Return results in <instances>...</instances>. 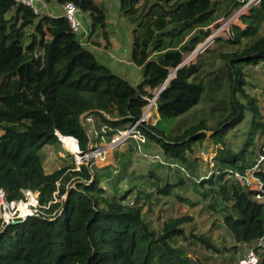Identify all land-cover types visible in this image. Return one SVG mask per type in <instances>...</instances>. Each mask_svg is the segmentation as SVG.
<instances>
[{
    "label": "trees",
    "instance_id": "16d2710c",
    "mask_svg": "<svg viewBox=\"0 0 264 264\" xmlns=\"http://www.w3.org/2000/svg\"><path fill=\"white\" fill-rule=\"evenodd\" d=\"M43 1L74 3L88 17L92 45L102 47L95 39L99 37L110 46L104 4ZM248 2L119 0L120 16L132 32L129 60L141 71V81L133 84L100 63L83 45L84 33H74L64 17L36 15L13 0H0V190L8 203L25 201L26 192L38 193L39 202L36 216L8 226L0 218V264H203L173 244L184 235L191 218L170 219L159 233L154 231L144 205H139L143 196L139 185L123 195H105L94 164L88 168L82 163L79 171L70 173L77 168L74 157L56 135L75 138L86 153L89 139L81 122L84 113L101 119L113 131L128 129L142 118L148 99L163 86L155 107L160 118L176 120L169 136L150 123L139 126L150 143L161 147L164 163L159 164L185 171L183 164L192 166L202 158L198 147L211 132L217 147L213 159L217 173L204 176L195 194L211 196L220 186V195L232 203L224 223L236 244L252 245L264 236V202L256 199V191L240 184L228 188L224 182L230 173L245 174L264 148L261 110L245 89L246 68H264V0L248 6V14L240 16L242 26L232 25L227 39L215 37L203 52H196L212 29L219 27L221 17L231 16ZM193 55L194 59L185 60ZM226 85L222 95L228 97L227 114L209 128L208 119L197 109L208 91ZM247 112L252 115L249 140L243 147L242 143L229 145V134L246 119ZM107 135L110 139L113 132ZM53 143L60 145L57 151L70 155L72 167L46 172L41 152ZM129 144L138 152L135 140ZM256 176L264 188V167ZM125 178L121 174L116 182ZM151 179L159 183L156 189L161 197L189 203L186 195L178 193L186 187L184 179L172 184L151 173L142 180L146 184ZM135 191L133 202H126ZM193 238L209 253L219 252L205 235Z\"/></svg>",
    "mask_w": 264,
    "mask_h": 264
},
{
    "label": "rangeland",
    "instance_id": "374dc122",
    "mask_svg": "<svg viewBox=\"0 0 264 264\" xmlns=\"http://www.w3.org/2000/svg\"><path fill=\"white\" fill-rule=\"evenodd\" d=\"M96 1L100 4H104L108 10L107 25L111 44L109 47H106L105 42L102 39L95 37V39L101 41L102 47L97 48L93 46L92 39L88 36V17L79 12L78 17L82 21L84 29L86 30V33L84 32L85 36L82 40L83 45L95 54L100 63L112 67L115 72L126 77L131 83L138 84L141 81V71L129 60L132 32L131 27L126 20L120 16L119 0ZM250 4H253L251 3V0H249V2L241 9L234 11L231 16L221 17L218 21L219 27L228 22L229 24L226 29H228L229 32L225 29L224 31H220L217 36L227 39L230 35L232 25L238 24L242 26L240 16L248 14V6ZM47 5L55 12H58V9L61 7V5L56 2ZM218 28H213L212 32H216ZM207 42H210L211 44L212 40H207ZM245 43L246 42H243V44ZM201 47L202 45L198 46L197 49H200ZM212 47L213 46H211V48ZM229 49L234 50L235 47ZM191 59H194V55L187 57L185 60L189 61ZM220 65L222 66L221 62ZM246 72L247 86L245 89L256 99L257 106L261 110L264 122V68H246ZM226 87L227 85L219 91H208L206 94V100L197 109L199 115H205V118L208 119L207 126L209 128L215 127L227 114L226 107L228 104V97L226 98L222 95ZM149 104L144 108V112L149 113L147 122L156 126L160 131L169 136L171 123L176 120H171L172 122H170L166 119L160 118L159 115H157L156 107H149ZM251 119V113L247 112L246 119L229 134L227 139L229 145L238 146L242 143L241 145L243 147L245 141L249 140L247 131L249 130ZM100 128L101 125L95 122L94 130L100 132ZM1 134L2 132L0 131V135ZM210 135L211 132H208L207 138L204 140L202 146L198 147L201 150L202 158L192 166H185L183 164L185 171L171 170L162 166L164 163V157L161 147L153 142H148L145 149H143V151L139 150L138 153L129 143L117 148H111L107 145L104 148L103 155L98 158L96 157L94 165L98 168H96L95 172L98 173L97 171H99V174L101 175L100 185L107 196H112L116 192L118 195H123L129 191L133 185H139L140 187L138 190L143 191V196L139 205H144V212L151 221L150 226L158 233L161 231L163 224L170 219L183 216L191 218L192 221L184 226V235L175 238L173 244L175 247L183 248L193 259L199 258L203 264H239L240 260H242L248 253L251 245L236 244L231 232L224 223V216L232 211L231 201L220 195L221 188L219 185L216 186V192L211 196L204 197L195 194V189L204 176H210L213 173H217L216 170L218 167H214L216 164L213 160L217 147L214 145ZM99 138V135L94 136L95 141ZM106 142L108 143L109 140ZM59 148L60 145L58 143H53L52 145L45 147L41 152V156L43 158L45 157L44 167L47 173H52L62 167H72L73 163L72 159L69 157L70 155L68 154V156L62 150L57 151L56 149ZM63 148L65 151H68L67 153L71 154L67 148L64 146ZM189 157L192 159L191 161H193V158L191 156ZM74 161L77 168L71 170L70 173L80 170L76 160ZM159 163H162V165ZM151 173H155L158 177L166 179L172 184H176L180 179H184L186 181V187L178 193L186 195L189 198V203L174 202L172 199L161 197V195L157 193L156 187L159 183L155 179H151L150 182L144 184L142 180L143 177ZM121 174H124L126 178L116 182L117 176ZM74 179L76 178L73 177L72 179V187L75 185ZM224 182H227L226 187L228 188L232 185L243 184L241 181L239 182V180L235 179L231 173L225 177ZM114 185L117 191H114ZM68 187L69 185L67 188ZM136 191L127 198L126 202H133L137 194ZM33 194L36 198V204L34 205H37L38 193ZM32 195L26 196L25 201L17 203L14 207L10 208L9 216L12 219L10 222L14 223L15 221H23L29 217V214L25 217L21 216L22 205L27 206V208L30 209V212L36 214L34 205L30 204ZM148 195L152 196L149 199H145ZM196 235H205L219 252L209 253L204 248H200L197 245V240L193 238V236ZM202 254L208 257L207 260L203 259Z\"/></svg>",
    "mask_w": 264,
    "mask_h": 264
},
{
    "label": "built area",
    "instance_id": "2783aa9c",
    "mask_svg": "<svg viewBox=\"0 0 264 264\" xmlns=\"http://www.w3.org/2000/svg\"><path fill=\"white\" fill-rule=\"evenodd\" d=\"M16 4L24 5L28 8H30L36 15H43L46 14L51 17H64L72 31L74 33H86V30L84 29V25L82 24V21L78 17L79 9L78 7L72 3H65L61 5L60 7V13L55 14L53 10L50 9V7L45 3L43 0H13ZM261 0H251V3L253 4H259ZM56 15V16H55ZM228 22L224 23V25L220 26L216 32H212V34L207 39L208 41H213V39L217 36V34L220 31H224L226 27L228 26ZM228 31V29H226ZM229 32V31H228ZM218 37V36H217ZM204 42L202 44V47L200 49H197L196 52H203L204 49H206L210 44V42ZM159 96V92L155 93V96L152 99H148L149 101V107L155 106L156 99ZM101 114L107 119L111 120L108 115H106L104 112H101ZM149 113L144 112L142 115V118L137 121L133 126H131L128 129L125 130H118L113 131L109 124L103 123L101 119L96 118L92 116L90 113H84L81 116V122L83 123L86 131V135L89 139V144L87 147L86 153H83L79 149L78 141L74 138L72 139L77 144V149L75 152H72L70 149H68L73 157L76 160L77 165H81L82 163H85L88 168H91L93 164L96 162V157H100L104 153V148L109 145L111 148H117L120 146H123L125 144H128L130 140H135L138 143L137 150L143 151L144 145L147 146L148 139L146 135L139 130V126L141 123H148ZM97 122L101 125L100 132H96L94 130V124ZM113 132V136L108 139L107 133ZM59 141L64 146V136L60 135L59 133H56ZM99 135L100 138L97 139V141L94 140V136ZM71 139V138H70ZM109 140L107 143L106 141ZM65 147V146H64ZM66 148V147H65ZM138 153V152H137ZM264 148H262V153L259 156V159L257 160L256 164L253 165V167L247 169L245 174H239V173H232V176L241 181L243 184L242 186L247 187L250 190L256 191L255 197L258 201L264 202V196L262 195V192L264 191L263 183L261 180L256 176L257 173L261 172L264 167ZM31 192H26V196L32 195ZM38 197V196H37ZM23 201H19L17 203H20ZM16 202L8 203L6 201L5 194L2 190H0V218L2 220L3 226H8L12 224L10 222L12 219L9 216L10 208L14 207ZM34 208L36 210V214H33L32 212L29 213L28 216H36L38 215V208H39V202L37 200V205H34ZM239 264H264V236L260 237L258 240H256L250 247L248 253L243 257L242 260H240Z\"/></svg>",
    "mask_w": 264,
    "mask_h": 264
},
{
    "label": "bare ground",
    "instance_id": "6f19581e",
    "mask_svg": "<svg viewBox=\"0 0 264 264\" xmlns=\"http://www.w3.org/2000/svg\"><path fill=\"white\" fill-rule=\"evenodd\" d=\"M148 110H149V108H148ZM145 111V110H144ZM158 115V114H157ZM158 117V116H157ZM158 119V118H157ZM64 146L66 147V148H68V149H70L72 152H75L76 151V149H77V144H76V142H74L72 139H70V138H64ZM30 204L31 205H34V204H36V198H35V195L33 194L32 195V197H31V199H30ZM29 212H30V209L29 208H27V206H25V205H22V207H21V216H27L28 214H29Z\"/></svg>",
    "mask_w": 264,
    "mask_h": 264
},
{
    "label": "water",
    "instance_id": "95a60500",
    "mask_svg": "<svg viewBox=\"0 0 264 264\" xmlns=\"http://www.w3.org/2000/svg\"><path fill=\"white\" fill-rule=\"evenodd\" d=\"M185 63H186V61H185L182 65H184ZM163 88H164V86H163ZM163 88H162V89H163ZM162 89L160 90V92L162 91ZM160 92H159V93H160ZM155 104H156V102H155ZM65 138H71V139H74V138H72V137H65Z\"/></svg>",
    "mask_w": 264,
    "mask_h": 264
},
{
    "label": "crops",
    "instance_id": "0c3cea01",
    "mask_svg": "<svg viewBox=\"0 0 264 264\" xmlns=\"http://www.w3.org/2000/svg\"><path fill=\"white\" fill-rule=\"evenodd\" d=\"M53 8H54V6H53ZM53 11H54V10H53ZM54 13H60V8L58 9V12H55V11H54ZM56 15H57V14H56ZM56 15H55V16H56ZM111 68H112V67H111ZM155 105H156V104H155Z\"/></svg>",
    "mask_w": 264,
    "mask_h": 264
},
{
    "label": "clouds",
    "instance_id": "9594fccd",
    "mask_svg": "<svg viewBox=\"0 0 264 264\" xmlns=\"http://www.w3.org/2000/svg\"><path fill=\"white\" fill-rule=\"evenodd\" d=\"M73 138V137H72Z\"/></svg>",
    "mask_w": 264,
    "mask_h": 264
}]
</instances>
